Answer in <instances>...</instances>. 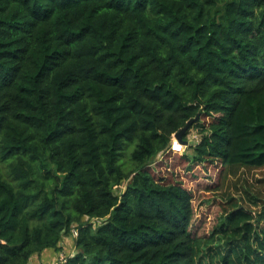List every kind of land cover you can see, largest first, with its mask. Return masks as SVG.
<instances>
[{"label": "trees", "instance_id": "1", "mask_svg": "<svg viewBox=\"0 0 264 264\" xmlns=\"http://www.w3.org/2000/svg\"><path fill=\"white\" fill-rule=\"evenodd\" d=\"M197 115L189 161L264 167V0H0V264H264V206L196 235L147 167Z\"/></svg>", "mask_w": 264, "mask_h": 264}, {"label": "rangeland", "instance_id": "2", "mask_svg": "<svg viewBox=\"0 0 264 264\" xmlns=\"http://www.w3.org/2000/svg\"><path fill=\"white\" fill-rule=\"evenodd\" d=\"M209 124L210 117H201ZM188 133L189 143L181 151L172 148L155 158L148 168L156 178L168 182H181L193 196L194 215L191 230L194 234L207 236L220 219L224 210L232 207L229 200L249 209L255 218L262 215L264 206V167L245 168L225 166L220 161H189L185 155L194 152V146L201 140L199 126L191 127ZM128 180L116 188L120 194ZM96 221L95 226L102 224ZM67 251V250H66ZM74 252H71L73 254Z\"/></svg>", "mask_w": 264, "mask_h": 264}, {"label": "built area", "instance_id": "3", "mask_svg": "<svg viewBox=\"0 0 264 264\" xmlns=\"http://www.w3.org/2000/svg\"><path fill=\"white\" fill-rule=\"evenodd\" d=\"M187 143H189V140H187ZM186 146H187L186 143H184L182 140L178 139L175 136V134H173V138H172V142H171L170 148H172L174 151H181ZM87 219H88L87 221L89 223H93L94 225H96V223H95L96 221H98V223H101V221L102 220L105 221L106 218H98V217H90V216H88ZM78 234H79L78 226L73 225L71 236L77 237ZM65 238H67V237H65ZM3 241L4 240L0 239V242H3ZM67 259H68L67 253H65V251H61V252H59L58 257H56V259L54 261L40 262L39 264H67Z\"/></svg>", "mask_w": 264, "mask_h": 264}, {"label": "crops", "instance_id": "4", "mask_svg": "<svg viewBox=\"0 0 264 264\" xmlns=\"http://www.w3.org/2000/svg\"><path fill=\"white\" fill-rule=\"evenodd\" d=\"M71 239H67L66 244L67 246L70 245ZM69 249V247H67ZM56 253L55 252H42L34 254L28 264H39L40 262H48V261H54L56 259Z\"/></svg>", "mask_w": 264, "mask_h": 264}, {"label": "water", "instance_id": "5", "mask_svg": "<svg viewBox=\"0 0 264 264\" xmlns=\"http://www.w3.org/2000/svg\"><path fill=\"white\" fill-rule=\"evenodd\" d=\"M200 117H201L200 115H197L196 117H193L190 120H188L187 124L183 128H181L178 132L175 133V136L178 139L182 140L184 143H187V140H185L183 138V136L187 132V130H189L191 128V126L193 125V123L195 121H198L200 119Z\"/></svg>", "mask_w": 264, "mask_h": 264}]
</instances>
